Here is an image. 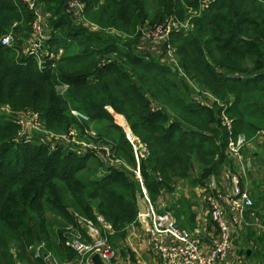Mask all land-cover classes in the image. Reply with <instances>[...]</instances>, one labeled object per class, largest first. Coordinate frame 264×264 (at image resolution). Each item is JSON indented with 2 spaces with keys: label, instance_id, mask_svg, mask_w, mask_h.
Wrapping results in <instances>:
<instances>
[{
  "label": "trees",
  "instance_id": "trees-1",
  "mask_svg": "<svg viewBox=\"0 0 264 264\" xmlns=\"http://www.w3.org/2000/svg\"><path fill=\"white\" fill-rule=\"evenodd\" d=\"M39 1L48 13L47 43L62 51L41 68L20 52L31 36L32 12L21 0H0V38L8 31L16 37L11 46L0 43V264H45L46 255L74 261L67 227L85 236L79 218L96 221L94 201L111 225L112 246L122 247L128 227L140 225L143 188L157 208L165 202L180 226L193 228L195 188L230 160L220 113L231 120L233 136L264 137V0H213L203 8L204 0H77L80 22L67 12L69 0ZM170 18L189 19L166 42L176 56L172 67L139 50L142 28ZM195 88L223 104L211 108ZM108 108L125 118L146 154L138 149L136 157ZM25 110L54 133L104 122L94 141L109 155L79 154L70 145L49 150L36 134L19 139L7 111ZM115 159L118 166L110 165ZM179 184L190 193L182 187L177 195ZM255 205L249 213L263 224L264 208ZM258 233L248 229L245 240L264 258V229Z\"/></svg>",
  "mask_w": 264,
  "mask_h": 264
},
{
  "label": "built area",
  "instance_id": "built-area-1",
  "mask_svg": "<svg viewBox=\"0 0 264 264\" xmlns=\"http://www.w3.org/2000/svg\"><path fill=\"white\" fill-rule=\"evenodd\" d=\"M21 1L32 12L33 18L30 23L31 36L23 40L20 52L32 56L37 61L38 67L41 68L47 60L57 59L62 51L55 53L47 43L49 27H47L45 21L48 13L44 11L42 3L39 0ZM211 1L213 0H204L202 8L207 7ZM66 10L75 21H83V4L80 1L69 0ZM95 27L91 25V28ZM181 27H187V25L180 24L171 18L164 23L146 25L141 30V41L159 44L163 52V58L175 65L174 50L166 42H169L171 31L179 30ZM15 41L16 37L12 31L4 33L0 38V43L4 46H11ZM52 66H54V63H52ZM67 88L68 85L59 87L61 92H64ZM70 113L80 120H89V116L77 108H71ZM7 117L19 125V139L24 138L25 141H28L36 134L40 141L49 145V150L58 147L64 149L70 145L79 154L86 153V151H105V155H109V147L99 142L95 143L94 138L97 136V132H94V134L87 133V136H91V138L84 141L75 138L73 130L75 127H71L68 133L50 131L41 121L39 114L32 110L7 111ZM221 124L225 125L230 133L227 152L239 160L240 171L224 170L228 173L226 175L228 206H225L220 200L219 189L222 187L216 178H210L205 187L201 188L203 199L208 206L207 213L215 227L214 233H210L209 229L206 231L207 227H204L203 224L195 225L191 229L180 226L172 212L165 209V202L160 201L161 208H157L150 201L143 188L142 201L146 210L144 213H138L137 220L139 223L148 226L150 249L162 264H240L235 239L241 229L253 224V221L248 219L249 215H253L249 213V209L253 205V199L249 191L242 185L241 178V175L244 174V169L241 166L243 162L242 149L249 146L251 140H247L242 135L233 136L231 134V120L223 113ZM126 137L131 142L136 157L138 156V149L140 155L146 154L144 146L138 142L131 132H127ZM137 175L140 178L138 171ZM94 213L96 221L79 218L85 236L75 226L69 225L67 227L69 239L66 244L76 252L77 257L74 261L58 264H93L91 255L95 252L98 253L103 264H124L118 261L116 249L108 238V235L112 233L111 225L98 212ZM255 224L256 229L259 231L264 229L263 225ZM45 258H47V255Z\"/></svg>",
  "mask_w": 264,
  "mask_h": 264
},
{
  "label": "rangeland",
  "instance_id": "rangeland-1",
  "mask_svg": "<svg viewBox=\"0 0 264 264\" xmlns=\"http://www.w3.org/2000/svg\"><path fill=\"white\" fill-rule=\"evenodd\" d=\"M184 22H186L184 24H186L188 28L189 26L187 22L189 23V19L185 20ZM91 29H95V28H91ZM147 42L151 43L150 41H147ZM175 57L176 56L174 55V58ZM161 60H162L161 61L162 63H165L166 65L168 64L170 67H172V65H170L171 63H169L167 59L161 58ZM199 90L200 89L195 88V93H197L199 98L211 108H214L217 105L221 106L223 104L221 100L219 99L217 100L213 98L208 93H205V92L201 93ZM3 109H4L3 106H0V112ZM108 110L112 117L113 122L119 125L123 129L124 133L127 134V132H131L127 122L125 121V118L121 114L114 112L112 109H108ZM3 112H6V110H4ZM220 115L222 116V113H220ZM103 124L104 122L102 121H95V122L93 121L92 123L89 124L88 128L85 130H81L80 127L75 126V129H73L75 133V138L79 140L87 141V139L89 140L91 136H87L86 133L94 134V132H97L98 129H100ZM256 140L257 141H256L255 149L257 151H255L254 153L249 152L248 155L246 153L242 154L243 162L241 166L244 169V175H241V178H242V185L249 191L253 201L257 202V205L253 207V210H256L255 207H257V209L260 210L261 208H264V138H263V134L257 137ZM109 162H110L109 164L112 166H118L116 163L117 162L116 159L114 161L111 160ZM196 188L198 189L200 193L197 194L196 192L195 198L194 197L192 198L193 201L195 200L193 206H195V209L198 210L200 213H204L205 211L207 212L208 206L205 200L202 199L201 188H198V187ZM183 189L186 194L190 193L188 192L189 191L188 187L184 186ZM263 212H264V209H263ZM201 217L205 219V225L209 229V232L214 233L215 227L213 226L208 213L206 215H202ZM252 221H253V224L247 228L241 229L235 239V242H236L235 246L239 253L240 264H263L264 263V258L257 254V250L254 248L255 246L253 244V241L251 239L248 240V242L245 240L248 229L253 230L256 233L259 232V230L256 229L255 223L261 224V225L264 224V223L262 224L263 222L262 218L260 217L258 218L254 215L252 217ZM41 248L37 249L38 253L42 252ZM247 251H248V254H247ZM156 261H157V264H162L160 260L156 259ZM56 262H60V261L57 258H53V256L50 255L48 258V263L55 264Z\"/></svg>",
  "mask_w": 264,
  "mask_h": 264
},
{
  "label": "crops",
  "instance_id": "crops-1",
  "mask_svg": "<svg viewBox=\"0 0 264 264\" xmlns=\"http://www.w3.org/2000/svg\"><path fill=\"white\" fill-rule=\"evenodd\" d=\"M149 45V46H148ZM139 50L150 53L154 55L155 57L163 58V52L161 49V46L157 43H148L147 41H141ZM264 138V137H263ZM256 138L252 139L250 142V145L247 147H244L242 149V154H249V152H255L257 151L255 149L256 146ZM230 160L228 163H225L221 169L218 171V173L215 176H212L213 178H216L219 181V185L222 187L219 189V196L221 202L228 206V199H227V172L224 170H235L240 171V165L239 160L237 158H234L232 155H228ZM243 159V157H242ZM244 175V174H243ZM211 177V178H212ZM182 189V184H179L177 187L176 194L178 195L180 193V190ZM184 190V189H183ZM196 192L199 194L197 188H195ZM170 199V197H169ZM203 199V196H202ZM97 201L93 202L94 206V212H98L96 209ZM193 210L197 212V219H196V225H202L204 227H207L205 225V219L201 217L202 215H206L207 212L200 213L198 210L195 209V206H193ZM253 215H249L248 219L252 220ZM139 226H130L128 227V235L125 238L122 247L115 248L117 252V259L120 262H123L124 264H157L156 259L160 260L150 249L149 244V236H148V226L144 225L142 223H139ZM208 228H206L207 231ZM48 258H45V264L48 263ZM55 258V257H53ZM62 263V262H56L55 264Z\"/></svg>",
  "mask_w": 264,
  "mask_h": 264
},
{
  "label": "water",
  "instance_id": "water-1",
  "mask_svg": "<svg viewBox=\"0 0 264 264\" xmlns=\"http://www.w3.org/2000/svg\"><path fill=\"white\" fill-rule=\"evenodd\" d=\"M137 207H138V213H144L146 210L145 205L140 198H137ZM247 254H248V251H247ZM91 259H92L93 264H103L102 261L100 260L98 253L96 252L91 255Z\"/></svg>",
  "mask_w": 264,
  "mask_h": 264
}]
</instances>
